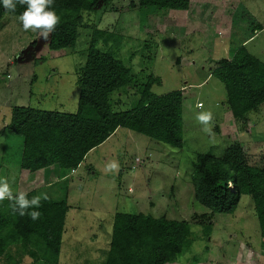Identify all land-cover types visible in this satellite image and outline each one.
I'll list each match as a JSON object with an SVG mask.
<instances>
[{
    "label": "rangeland",
    "instance_id": "374dc122",
    "mask_svg": "<svg viewBox=\"0 0 264 264\" xmlns=\"http://www.w3.org/2000/svg\"><path fill=\"white\" fill-rule=\"evenodd\" d=\"M137 4L138 0H110L106 9L85 13L75 46L60 51L48 49L49 38L24 31L17 16L3 14L0 177L17 193L23 139L5 129L12 108L76 113L77 72L85 64L94 32L103 31L109 35L98 39L96 47L115 55L133 80L132 87L110 95L111 111L137 107L142 85L153 76L160 81L151 87L154 96L182 92L183 147L172 148L120 128L66 178L51 174V182L58 180L45 187L48 179L36 196L67 200L59 264H104L116 213L187 222V245L168 264H264V238L251 198L242 195L233 214L212 216L194 200L190 178L196 155L220 157L233 142L241 143L250 165L264 167V103L244 119H234L225 104L224 86L210 72L246 40L247 52L264 64V30L257 29L250 38L252 22L264 28V0H191L186 12L140 9ZM200 111L213 114L214 142L195 119ZM113 160L119 171L105 173V164ZM11 257L13 261L4 258L0 264H33L15 248Z\"/></svg>",
    "mask_w": 264,
    "mask_h": 264
},
{
    "label": "trees",
    "instance_id": "16d2710c",
    "mask_svg": "<svg viewBox=\"0 0 264 264\" xmlns=\"http://www.w3.org/2000/svg\"><path fill=\"white\" fill-rule=\"evenodd\" d=\"M110 0H54L52 9L60 17L49 36L48 49L60 51L75 46L83 15L106 9ZM191 0H138L137 7L186 12ZM25 6L9 12L0 4V30L4 13L18 16ZM131 4V8H135ZM241 8H239L240 10ZM246 14V13H243ZM244 16V15H243ZM241 18V16H240ZM239 18V19H240ZM253 23L254 33L263 28ZM96 30L90 41L84 66L77 72L79 99L74 114L45 112L14 107L6 131L23 139L19 189L28 198L51 177L66 178L77 170L85 156L123 128L172 148L183 147L181 91L160 97L151 87L160 81L153 76L142 85L137 107L114 113L109 105L112 93L132 87L130 70L110 52L99 50ZM211 76L225 88L226 107L236 120L256 111L264 103V64L250 55L243 45L230 58L219 60ZM264 138V136H263ZM264 158V156H263ZM194 200L210 214H233L242 195L251 198L264 238V167L252 166L241 143L233 142L220 157L198 154L191 163ZM67 173V175H64ZM61 175V176H60ZM10 201L0 202V261L11 257L12 249L28 256L33 264H59L67 200L41 199L40 218L13 214ZM29 209L28 211H32ZM210 220V219H209ZM208 220V221H209ZM190 226L185 221L155 219L143 214L116 213L113 217L109 248L104 264H168L186 247ZM18 262V258L16 260Z\"/></svg>",
    "mask_w": 264,
    "mask_h": 264
},
{
    "label": "clouds",
    "instance_id": "9594fccd",
    "mask_svg": "<svg viewBox=\"0 0 264 264\" xmlns=\"http://www.w3.org/2000/svg\"><path fill=\"white\" fill-rule=\"evenodd\" d=\"M0 4L9 12H15L17 5L25 6L24 11L17 16L24 31L37 32L41 38L48 40L51 33L56 29L60 17L52 9L54 0H0ZM202 107V105H201ZM195 119L202 126V131L214 142L213 132L214 117L211 111H200L195 114ZM105 173H117L119 163L115 160L105 164ZM47 199L46 195L33 196L28 198L24 191L13 192L11 185L6 178L0 177V202L10 201L9 207L13 214L28 215L35 221L40 218V213L35 209L41 206V199ZM33 209L32 211H28Z\"/></svg>",
    "mask_w": 264,
    "mask_h": 264
},
{
    "label": "crops",
    "instance_id": "0c3cea01",
    "mask_svg": "<svg viewBox=\"0 0 264 264\" xmlns=\"http://www.w3.org/2000/svg\"><path fill=\"white\" fill-rule=\"evenodd\" d=\"M190 4H191V2H190ZM241 9L243 10V8H241ZM243 13H246L247 15L249 14L246 10H243ZM233 16H234V14L232 15V18H233ZM260 27H261V24H260ZM261 28H262V27H261ZM263 30H264V28H263ZM230 35H231V34H229V36H228V39H229V40L232 39V36H230ZM210 37H211V35H210L208 38H206V39L209 41V40H211ZM246 41H247V40H246ZM246 41L241 42L239 46L243 45ZM213 44H214V43H213ZM239 46L235 45L234 48H233V52H234V49H237ZM229 52H230V51H229ZM231 52H232V49H231ZM233 52H232V53H233ZM228 58H230V57H228ZM75 171H76V170H75ZM50 178H51V177H48V178H47V180L49 179L50 181L48 182L49 184H47V186H45V187H49V186H51L55 181L58 180V179H57V180H54L53 182H51V179H50ZM59 179H60V178H59ZM47 180H46V181H47ZM46 181H45V182H46ZM40 189H41V188H40ZM38 190H39V189H38ZM36 191H37V190H36ZM60 250H61V249H60ZM60 252H61V251H60Z\"/></svg>",
    "mask_w": 264,
    "mask_h": 264
},
{
    "label": "built area",
    "instance_id": "2783aa9c",
    "mask_svg": "<svg viewBox=\"0 0 264 264\" xmlns=\"http://www.w3.org/2000/svg\"><path fill=\"white\" fill-rule=\"evenodd\" d=\"M73 172V171H72Z\"/></svg>",
    "mask_w": 264,
    "mask_h": 264
}]
</instances>
